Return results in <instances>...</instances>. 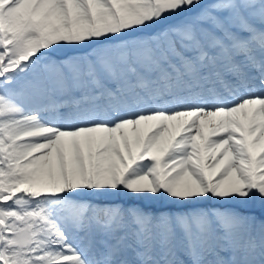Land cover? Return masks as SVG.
<instances>
[{
    "label": "snow or ice",
    "instance_id": "obj_1",
    "mask_svg": "<svg viewBox=\"0 0 264 264\" xmlns=\"http://www.w3.org/2000/svg\"><path fill=\"white\" fill-rule=\"evenodd\" d=\"M0 264H264V0H0Z\"/></svg>",
    "mask_w": 264,
    "mask_h": 264
}]
</instances>
